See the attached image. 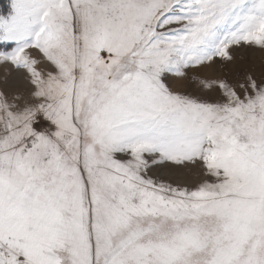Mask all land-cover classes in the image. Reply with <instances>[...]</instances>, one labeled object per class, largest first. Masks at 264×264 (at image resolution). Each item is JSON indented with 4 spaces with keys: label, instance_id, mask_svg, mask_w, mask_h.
<instances>
[{
    "label": "snow or ice",
    "instance_id": "snow-or-ice-1",
    "mask_svg": "<svg viewBox=\"0 0 264 264\" xmlns=\"http://www.w3.org/2000/svg\"><path fill=\"white\" fill-rule=\"evenodd\" d=\"M0 69V264H264V0H9Z\"/></svg>",
    "mask_w": 264,
    "mask_h": 264
},
{
    "label": "rangeland",
    "instance_id": "rangeland-1",
    "mask_svg": "<svg viewBox=\"0 0 264 264\" xmlns=\"http://www.w3.org/2000/svg\"><path fill=\"white\" fill-rule=\"evenodd\" d=\"M9 0H0V14H4V9H5V6L8 4ZM36 54V53H34ZM256 59H257V63L259 62V58L261 56L260 53H256ZM3 78V69H0V80H2ZM182 180H191V182L195 183L196 180L198 179V177H196L195 175L191 176V177H188V176H184V177H181Z\"/></svg>",
    "mask_w": 264,
    "mask_h": 264
}]
</instances>
